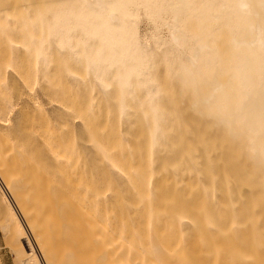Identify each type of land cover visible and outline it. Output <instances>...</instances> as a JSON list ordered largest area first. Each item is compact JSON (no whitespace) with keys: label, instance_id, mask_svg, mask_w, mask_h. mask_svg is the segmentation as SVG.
<instances>
[{"label":"bare ground","instance_id":"1","mask_svg":"<svg viewBox=\"0 0 264 264\" xmlns=\"http://www.w3.org/2000/svg\"><path fill=\"white\" fill-rule=\"evenodd\" d=\"M46 11L56 33L63 34L61 53L53 52L51 66L59 81L61 76L63 88L52 89V95L84 120L86 136H100L107 154L129 178L124 196L139 202L138 211L131 210L127 217L117 192L99 207L90 199L92 186L82 204L81 246L66 252L62 260L72 264H264V246L259 243L264 232L263 207L257 211L246 207L251 199L245 188L233 186L228 195L221 179L213 194L208 172L202 169L198 176L188 170L182 161L186 147L173 148L170 141L177 136L178 119L195 122L193 137L216 134L219 126L225 127L223 136H233L264 124V16L256 22L264 12V0H0V57L9 55L3 38L20 32V43L27 44L29 23ZM143 22L150 32L142 36ZM79 28L87 39L101 41L102 53L91 55L81 43ZM223 35L247 45L235 49ZM218 47L223 48L221 56L214 57L211 50ZM17 56L21 59L18 70L29 80L31 64L22 53ZM60 58L68 60L72 82ZM216 60L221 64L222 88L214 87L209 73L204 75ZM166 69L172 76L168 89L173 86L167 93L162 80ZM199 82H203L201 89L196 88ZM175 93L184 100L186 115L179 117L176 105L163 115L153 113L161 110L156 106L170 103ZM156 122L161 128L153 130ZM51 130L47 123L45 141L64 152ZM152 136L157 139L155 155L147 146ZM185 138L186 145L191 138ZM14 151L0 126V210L5 215L1 229L14 232L23 243L19 264H58L56 250L42 240L38 243L30 213L14 191L7 172L15 164L8 159ZM238 194L247 203L234 204ZM180 218L191 225L185 233Z\"/></svg>","mask_w":264,"mask_h":264},{"label":"rangeland","instance_id":"2","mask_svg":"<svg viewBox=\"0 0 264 264\" xmlns=\"http://www.w3.org/2000/svg\"><path fill=\"white\" fill-rule=\"evenodd\" d=\"M39 16L32 18L29 23L30 39L27 44L20 43L18 38L20 32L17 33V37L14 35L3 38L9 55L4 58V54H1L0 57V126L8 142L17 149V152L14 151L8 156L15 164L10 166L7 172L13 181L14 191L22 197L23 204L35 224L34 236L37 237L39 244L42 240L47 243L49 249L56 250L58 264H72L68 259L67 261L62 259L66 252L79 249L81 246L84 228L82 204L87 201V193L92 186L94 195L90 199L98 203L99 207L101 201L112 200L117 192L120 197L119 206L126 211L127 217H131V210L138 211L139 202L130 201L124 196L129 178L107 154L100 136L95 133L90 137L86 136L84 131L87 124L84 120L71 114L73 110L58 102L55 99L56 94L52 95V89L59 85L63 88L61 76L59 81L57 73L51 70L53 52L61 53L63 34L56 33L50 12L46 11ZM262 16L264 12L256 22L260 23ZM13 29L11 28V31ZM140 31L142 36L150 32L146 22L141 24ZM79 35L81 43L91 51L92 56L102 53L101 41L97 43L87 39L83 28H79ZM149 37L153 43L150 34ZM227 37L228 35L222 36L230 43V39L226 40ZM231 43L235 49L247 45L245 41ZM142 48L145 49L144 45ZM222 49L213 48L211 51L215 52L214 57L221 56ZM77 50H74L76 54ZM19 52L31 64L29 80H26L18 70L21 63V59H17ZM7 58L14 65H11ZM88 60H92V57H88ZM60 65L62 70L67 71L66 77L72 82L74 74L69 73L68 60L62 58ZM220 70L221 64L216 60L213 62V69L204 75L209 73V79L212 80L214 87L222 88ZM163 74L162 80L167 93L173 87L170 86L168 89L172 76H169L168 69ZM202 83L199 82L196 88L201 89ZM187 91L189 92L188 89ZM168 101H171L172 105L171 102L164 106L158 105L156 107L161 110L154 109L156 112L153 113L162 112L163 115L173 108V105H176V114L179 117L188 113L183 107L184 100L177 93ZM191 101L195 103L194 100ZM206 121L212 122V119ZM47 123L52 128L51 134L58 136L55 143H58L64 152H60L58 147L49 146L45 141ZM194 124V121L178 119L177 136L170 139L173 141V148L180 145L186 147L182 157V161L187 164L186 168L196 171L198 176L202 169H205L209 174L207 184L212 188L213 194H216L220 179L227 187L228 195H231L233 186L241 185L250 195V204L245 202V196L242 194H238L237 199L233 200L230 197L229 200H233L234 204L247 203L246 207L251 206L254 211L261 207L264 209V124L255 131L244 130L233 136H223L222 131L225 127L219 126L217 128L219 132L216 134L213 132L212 135L193 137L191 131ZM159 126L160 122H156L153 130L160 129ZM210 127H213L211 123ZM121 129L124 132V127ZM236 129L239 130L240 127ZM180 130L185 135L181 134ZM185 136L193 137L186 145ZM147 146L150 154L155 155L157 139L150 137ZM100 181L105 184L101 185ZM1 186L3 187L2 184ZM4 216L0 210L1 263L19 264L24 254L23 243L14 232L2 231ZM253 219L259 221L258 216H254ZM179 222L183 233L190 229L191 225L185 218H180ZM262 238L259 243L264 246V232Z\"/></svg>","mask_w":264,"mask_h":264}]
</instances>
